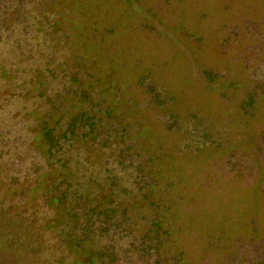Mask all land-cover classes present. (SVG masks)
<instances>
[{
  "label": "rangeland",
  "instance_id": "374dc122",
  "mask_svg": "<svg viewBox=\"0 0 264 264\" xmlns=\"http://www.w3.org/2000/svg\"><path fill=\"white\" fill-rule=\"evenodd\" d=\"M135 7L153 10L155 17L144 21ZM85 20L102 27L100 47L117 55L114 64H128L117 83L131 93L123 99L136 94L140 111L123 120L175 133L180 149L202 150L191 162L209 165L199 175L204 191L192 208L218 213L210 221L225 220L218 232L226 236L209 240L216 254L190 256L188 262L264 264V0H59L49 7L46 0H0V264H89L85 251L102 264H146L129 246L138 244L134 229L143 226L141 215L190 212L175 179L157 181L152 202H143L137 161L147 158L144 152L126 162L107 156L101 165L76 142L61 145L50 159L41 156L37 141L29 147L46 99H55L69 82L57 69L49 72L35 50L21 56L8 43L13 36L26 42L33 35L46 49L53 45L73 72L72 54L83 51V44L71 26ZM39 24L45 34L36 32ZM184 28L190 38L182 35ZM166 29L172 30L170 43L161 34ZM99 52L88 54L83 80L106 76ZM173 54L172 69L162 70ZM143 64L153 69L144 78L137 73ZM251 81L253 105L241 115L239 100ZM113 88V99L121 103L119 87ZM108 118L113 128L122 120ZM220 145L229 147L226 154L206 160L203 150ZM181 229L177 224L173 234L177 245L195 248L198 233Z\"/></svg>",
  "mask_w": 264,
  "mask_h": 264
},
{
  "label": "trees",
  "instance_id": "16d2710c",
  "mask_svg": "<svg viewBox=\"0 0 264 264\" xmlns=\"http://www.w3.org/2000/svg\"><path fill=\"white\" fill-rule=\"evenodd\" d=\"M58 1L59 0H46V6H55L58 4ZM40 2H42V0H40ZM135 11L144 21L149 17H155V12H153V10L151 12L147 9L135 7ZM144 15L147 17H144ZM80 22L82 23L81 25L77 23L72 25L71 28L76 31L75 36L78 37L85 47L82 45L80 48H82L83 51L79 53H71L72 56L74 55L75 57L72 66V68H74L73 72L70 71L71 66L64 64L65 59L61 58V54L53 53V45L51 48L46 49V43L43 42L40 44L37 37L33 35L32 37H26L28 39L26 42L17 39V36H13L11 42L8 43V48L13 49L21 56L32 54L35 50V54L42 55L44 66L49 72H53V69H57V72L64 74L69 82L67 88L61 89V91L55 95V99H46L48 107L37 117L38 125L33 132L34 135L31 137L29 147L32 145L33 141H37L41 148V156L45 159H50L53 156L54 150L59 149L61 145L66 144L72 146V144L76 142L82 144L94 159L101 162V165L104 158L107 156L118 162H126L127 158H132L133 156H135L134 158L143 157L144 155L142 152H144L147 158L143 159L142 164L137 161L138 167H140L142 176L145 179L141 181L139 186L143 193V202L146 204L152 202V197L154 196V194H152L153 188L156 186L155 183L157 181H171L175 179L178 185L177 187L180 188V195L183 194L187 197V199L184 198V201L188 205L190 212L187 214L159 213V215L150 217H148V215H141L143 226L134 229L138 234V244L134 241L129 243L132 253L141 256L143 259L145 258L146 264H152L148 263L149 261H152L154 264H190L187 260L190 256L202 258V256L209 251L212 255L213 253L216 254V251L214 252L215 248L213 246L211 247V243L215 239L225 240L226 234L218 232L222 226L221 224L224 223L225 220L222 219L220 222L218 221L219 223L217 221L213 223L210 219L216 217L218 213L202 212L200 206L192 208V204L196 205V203H194L195 199L201 196L203 194L202 191H204L202 187L203 184L200 183L202 180L199 175L203 171H208L209 168V165H206V163L205 168H202L204 166L201 165L198 160L194 163L191 162L192 157H198L202 150L197 149L190 152L187 148L183 150L180 149L177 139L174 137L175 133L166 128L165 132L159 133L156 132L154 128L148 129L141 125L138 126V120H133L135 122L130 119L123 120L126 117L132 118L135 112L139 113L140 111V104L137 101L136 94H134V98L129 97L130 99H123V94L131 93L121 90V85L117 83V78L124 73L128 64L125 61H121L119 65H116L113 60L117 55L115 53L111 55L104 53V49L100 47V33L102 32V27L95 26V24L86 20L84 21L86 24L83 21ZM34 26L35 25H33V27ZM54 28L59 30V24L54 25ZM115 28L116 26L114 29L107 27L105 29L107 30L106 34H113ZM154 28L156 29V27ZM172 29L175 30L174 28ZM35 30L36 32L45 34L47 29H44L43 25L39 24ZM9 31L15 34L16 30L10 29ZM170 31L172 30L166 29L161 32L169 43L170 37H172L169 34ZM183 33L182 35H186L187 38L191 37L186 28L183 29ZM51 42L54 43L53 41ZM86 42L88 45H86ZM104 43L106 44L107 41L104 40ZM173 45L174 43H172V46ZM41 46L43 49H41ZM92 50L100 51L99 53L102 54V56L98 55V60L101 64L103 63L102 66L106 68V72H104L106 76H90V78L83 80L82 71L85 66H89L88 54H90ZM176 51L183 55V61L186 66L189 67L188 60L185 61L186 58L184 59L186 55L178 48H176ZM176 56L177 54H173L167 61H163L161 63L163 64L162 70L168 68L172 69L171 64L176 59ZM29 58H31V56H29ZM150 63L152 64H149V66L153 65L152 68L154 69V62ZM143 66L144 64L142 65V70L137 68L138 76L142 78L149 76L151 72H153V69L151 71L147 66ZM80 74L81 77L79 76ZM189 77L191 78L190 82L194 83L193 81L195 78L191 75ZM173 80H179V78L174 76ZM249 83L246 84L244 88V96L239 100V105L242 109L239 114L241 115H243V112L245 113L246 108H250L253 105L254 89L251 88L253 82L251 81ZM41 85H43V81ZM114 85L119 87L120 97L122 98L121 103L113 99V92L115 91V88H113ZM98 87L99 90L96 92V89L93 88ZM149 92H151V90H149ZM67 97H70L72 100L69 102L68 107H64L62 103ZM109 101L113 102L114 105L109 106ZM179 102V100L175 102L176 106L179 105ZM122 104L125 105L120 107L119 105ZM149 104L150 102L147 103V106H149ZM131 107L133 108L131 109ZM171 109L173 111L175 110L174 108ZM112 115L122 119L117 122V126L115 124V128H113L108 121V117ZM147 127L152 128L151 126ZM132 130L136 132L132 134ZM147 142L150 143V147ZM151 142H153V144H151ZM227 149H229L227 145H220V147L210 146L205 148L203 152L205 153V159L208 160L213 156L220 157L222 154H226ZM224 184L225 183L219 182L218 185L223 186ZM207 188L209 187L205 184V194L212 196ZM211 191L213 193L214 189ZM218 194L219 193H214L213 195ZM221 204L222 202L219 203V205ZM177 224L183 226L181 230L196 231L198 233L197 237L199 243H197L195 248L193 246L191 247V245L185 247L187 245L186 242L183 246L177 245L173 235ZM196 224L200 225L196 227ZM210 227L211 229H209ZM226 229L223 232L227 233L228 230ZM215 230L219 234L214 236L212 234ZM210 239H212V242L209 244ZM73 240L77 242L79 239L76 237ZM204 242L205 244L203 245ZM70 247L74 249L73 244ZM85 253H89L87 258L89 264H102V260L99 256L97 257L86 251ZM216 264L223 263L220 261Z\"/></svg>",
  "mask_w": 264,
  "mask_h": 264
}]
</instances>
